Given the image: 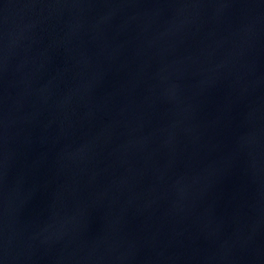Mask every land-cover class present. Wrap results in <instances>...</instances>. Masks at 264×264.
Listing matches in <instances>:
<instances>
[{
	"label": "water",
	"instance_id": "water-1",
	"mask_svg": "<svg viewBox=\"0 0 264 264\" xmlns=\"http://www.w3.org/2000/svg\"><path fill=\"white\" fill-rule=\"evenodd\" d=\"M0 264H264V0H0Z\"/></svg>",
	"mask_w": 264,
	"mask_h": 264
}]
</instances>
